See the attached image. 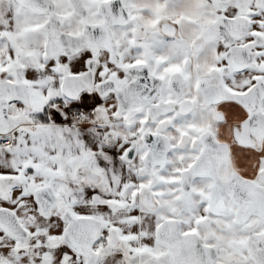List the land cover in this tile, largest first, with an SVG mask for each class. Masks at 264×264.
Segmentation results:
<instances>
[{
	"label": "snow or ice",
	"instance_id": "snow-or-ice-1",
	"mask_svg": "<svg viewBox=\"0 0 264 264\" xmlns=\"http://www.w3.org/2000/svg\"><path fill=\"white\" fill-rule=\"evenodd\" d=\"M0 264H264V0H0Z\"/></svg>",
	"mask_w": 264,
	"mask_h": 264
}]
</instances>
